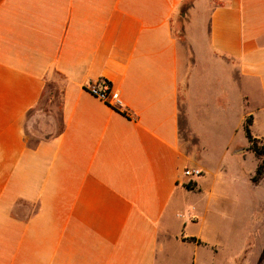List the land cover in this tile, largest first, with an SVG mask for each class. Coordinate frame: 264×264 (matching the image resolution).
<instances>
[{
	"label": "crops",
	"instance_id": "1",
	"mask_svg": "<svg viewBox=\"0 0 264 264\" xmlns=\"http://www.w3.org/2000/svg\"><path fill=\"white\" fill-rule=\"evenodd\" d=\"M185 1L0 0V264L228 261L223 246L236 233L177 217L192 193L206 207L243 199L230 193L235 185H203L207 135L197 128L206 120L236 129L251 115L264 140L255 128L264 116V0L209 1L203 54L191 66L174 24ZM58 79L61 126L30 142L40 112L30 114ZM101 81L119 92L120 108L89 91ZM182 120L196 145L186 146ZM249 146L226 152L254 153ZM191 167L202 175L186 176Z\"/></svg>",
	"mask_w": 264,
	"mask_h": 264
},
{
	"label": "rangeland",
	"instance_id": "2",
	"mask_svg": "<svg viewBox=\"0 0 264 264\" xmlns=\"http://www.w3.org/2000/svg\"><path fill=\"white\" fill-rule=\"evenodd\" d=\"M211 0H186L182 11L174 15L175 32L183 41V53L187 54L189 66H191L197 56L202 55L203 46L201 44V24L206 4ZM199 72L206 70V64L201 57L198 58ZM184 71L181 73L182 90L186 87L187 78ZM215 80V78H213ZM212 79V80H213ZM214 82V81H212ZM200 83L198 81L197 85ZM216 84L211 86L214 88ZM61 90L60 79L49 83L47 90L37 105L31 112L34 133L30 134V142H35L40 135L44 136L49 132H56L61 126ZM196 94L190 96V103H197ZM43 115L46 117L40 116ZM202 120L204 118H201ZM201 121V120H199ZM198 130L207 135L208 145L207 157H203L210 172H204L202 177L203 185L214 183L217 192L226 188L229 184L235 185V190L230 193L241 194L243 199L234 201H214L213 205H206L196 194L192 193L187 200H183L180 209L185 217H177L178 221L185 218H204L206 226L213 233L237 234L235 239L227 240L223 246L225 264H264V178L260 184H255L251 180V173H255L257 156L251 151L240 154H229L226 152L228 145H243L248 142L244 133V126L233 128L220 123L199 122ZM183 127V139L187 147L196 145L195 138L190 133L188 127ZM256 130L264 133V116L260 114L256 124ZM37 130V132H35ZM201 140V139H200ZM202 141V140H201ZM240 167L237 173L235 167ZM192 168V167H191ZM220 189V190H219ZM198 192V191H196ZM194 206V207H193ZM211 221L215 224L212 225Z\"/></svg>",
	"mask_w": 264,
	"mask_h": 264
},
{
	"label": "built area",
	"instance_id": "3",
	"mask_svg": "<svg viewBox=\"0 0 264 264\" xmlns=\"http://www.w3.org/2000/svg\"><path fill=\"white\" fill-rule=\"evenodd\" d=\"M89 91L116 108H120L123 104L119 92L113 89L112 85L107 81H101L99 84H90ZM125 113H129V111L125 110ZM202 173L203 170L197 167L186 168L184 170V174L188 177L200 176Z\"/></svg>",
	"mask_w": 264,
	"mask_h": 264
},
{
	"label": "trees",
	"instance_id": "4",
	"mask_svg": "<svg viewBox=\"0 0 264 264\" xmlns=\"http://www.w3.org/2000/svg\"><path fill=\"white\" fill-rule=\"evenodd\" d=\"M253 122L252 116H248L244 123V130L246 137L250 143L251 149L255 155L260 159L254 175L251 177L253 183L258 184L264 178V140L255 138L251 131V124ZM189 187H191L189 185ZM195 238V237H192Z\"/></svg>",
	"mask_w": 264,
	"mask_h": 264
}]
</instances>
